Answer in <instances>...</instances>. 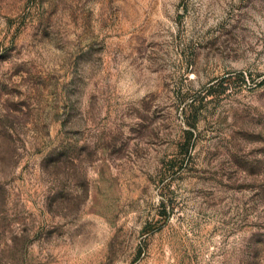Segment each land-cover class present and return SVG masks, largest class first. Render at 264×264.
Instances as JSON below:
<instances>
[{
    "label": "rangeland",
    "instance_id": "obj_1",
    "mask_svg": "<svg viewBox=\"0 0 264 264\" xmlns=\"http://www.w3.org/2000/svg\"><path fill=\"white\" fill-rule=\"evenodd\" d=\"M0 264H264V0H0Z\"/></svg>",
    "mask_w": 264,
    "mask_h": 264
}]
</instances>
